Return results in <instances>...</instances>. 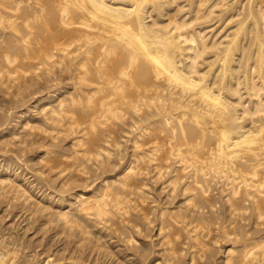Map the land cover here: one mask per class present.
I'll return each instance as SVG.
<instances>
[{
    "label": "bare ground",
    "instance_id": "1",
    "mask_svg": "<svg viewBox=\"0 0 264 264\" xmlns=\"http://www.w3.org/2000/svg\"><path fill=\"white\" fill-rule=\"evenodd\" d=\"M212 16L217 18L215 19L216 22L210 25H206L209 23L204 24L203 21L208 20L207 18L212 17ZM213 17L210 18L209 19L210 21L208 20V22L211 23V19L212 20L214 19ZM201 23H203V26L201 25ZM28 71H30V73H33V74H30L28 76L27 75V73H29ZM57 73H59V76L61 75V73H64L63 79H67V81L63 82L64 80L62 79V81L60 80L61 83H55L53 80L56 79L55 75ZM40 76L43 77L42 80H44L45 78L50 80V78L54 77L51 79L52 83L58 84L56 85L53 91L54 93L52 92V94H47V95L39 94V96H36V98L34 97L33 102H31L32 109H33L32 112H35L36 116L39 115L38 118L43 119L41 121L43 123V127H41V130L39 132L40 135L38 134V131L40 128L39 125H38L39 128H37L38 130H35V126H34L35 124H38L36 123L37 120H35L36 122L35 124L33 123L34 124L33 125L32 121L30 120V114L26 113L25 111L23 112L24 109L23 110L21 109L22 111L19 110L20 113L16 114L13 119L10 118L11 113L7 114L5 112V115L6 114L7 116L9 115L8 116L9 120L11 119L12 121L8 122L5 128L0 129V144H2V146L5 145V147H8L9 145L10 147V143H11L13 144L11 145V147L13 148L10 147V149H12L11 152L9 151L10 150L9 148H8L9 150L8 149L4 150V153L5 151H7V153L8 151L9 153H12V151L14 150V143H18L17 145L20 148L22 147L21 150L28 151L27 149L28 147H26L27 145H25V140L22 137L23 136L22 133L24 130L25 132L26 130H28L27 132H30L31 131L30 129L34 127L32 131H34L40 137L42 133L41 131L48 133V130L52 132L51 129L53 128V130L56 129L55 131L57 132L62 131L63 134H65L66 132V135L68 137L70 134L73 135V137L70 136V138H73V140H71L72 144L70 145L71 142L68 143L70 146H73L72 148L73 150H71L73 152V156L72 154L71 156L67 154L69 158L73 157L72 162L75 161V158L77 159V158L83 157V161L78 163V165L79 166L82 165L83 168L86 167V162H88L89 160H92V162H95V163H92L90 161L91 164H94L95 166L98 164L102 166L104 164L105 167L108 168L107 166L109 164H107L106 166V163L108 162L104 161L103 158L106 160L108 159L110 161V158L114 157V155H112L113 153H112L111 146L115 147L118 150L120 149V146L122 144L124 145L126 144L123 140V142L121 141L122 144L120 145V139L119 141L114 139V136L112 135L114 131L113 129H115L117 125H120L121 127L118 126L117 128L119 127L124 128V130L126 131L124 133L125 134L128 133L129 136L131 135L130 138L129 136L128 138L130 140L129 143L131 142V146H132L129 149L132 148L131 149L132 152L131 154H129L130 155L129 158L127 156L128 161L126 162L125 165H122V168L118 172L117 176L113 177V179L110 181L104 180L102 182V186L101 184H99L101 188L96 189V190L95 189L91 191L83 190L84 180H82L81 182L83 185L82 190H81V184H80L79 190L74 189L75 191L65 193V190L63 188H65V186L68 185L70 178L74 177V174L70 176L69 175L70 172L67 173L70 176L68 178L67 177L68 175H66V178L69 181L66 178H64L65 177L64 174L66 173V171H70V170L72 171L71 168H74V166L76 165H74L75 162L74 163L71 162L70 160L71 158L70 159L67 158V160H70L72 164L68 162L69 164H71V165H68L66 163L67 155L65 156L66 162L63 159L58 160L60 158L56 157V159L58 158L57 160L59 161V163L60 161H62V163L65 162L64 164H66V167H63V168H67L68 166H71V167L70 168L68 167L67 170L64 169L65 171L62 168L61 170L59 169V171L56 172L59 175L63 174L64 177L60 178L63 175L59 177L60 178L59 180L62 185V189L60 187L61 189L60 190L58 187L57 189V191H59L57 192L58 197H56L57 196L56 195L55 196L56 198L51 199L53 203L55 201V203H57L58 206H60L59 210H57V208L56 210L53 209L55 207L51 209V211L54 213H51L50 210L48 209L49 207L47 208L44 205V203H42L43 205H40L41 202L39 200L38 201L40 202V204L36 202L37 199L35 200V202L32 201L35 198H32V200L30 199L31 196L33 197V195L32 193L30 194L27 192L29 190L31 191L29 186L34 185L35 182H33V184L29 183L30 185L28 184L29 186H28V191H27L26 182H25L26 184H24V182L21 181L25 185V186H22L23 184L19 182H14V179H13L14 177L12 178L13 175L20 176L19 171H21V168L24 167L23 165H25L26 167L28 166L30 170L29 165H32L34 161L29 162L31 164L28 165L27 158L29 157L26 158L28 153L26 151L24 153H27V154H22L23 152L19 153L21 156L26 155L24 159L25 160L27 159L26 161L27 163L25 162L24 159H22L23 156L21 157L19 156V154H16L18 151L16 153L14 151L12 155L11 154L7 155L6 153H5L6 154L5 156L0 155L1 157H3L2 160L0 161L1 163L3 162V164L0 163V195L9 199L6 201L13 203L12 200H14L15 203L17 202L21 207L32 210L33 214H36L34 212H40L42 214V218L44 216V218H46L48 222L49 220H51L56 224V227L59 233H63L65 237L69 236V238H71L70 236H73L75 238V241H74L75 243L73 244H76L79 248L83 250L84 249L86 250V248H89L90 250L95 249V252H96V249L102 250V248L103 249L105 248L103 246H106L108 243L106 244V241H102V237H103L102 230L103 229L106 230L109 228L108 223L112 220L113 216H116V214H118V212L121 213L123 218L125 217L127 210H129V207L128 208L126 207V210H123L126 204L124 205V207L120 206V204L123 205V203L127 202L126 199H128L127 197H129V194L128 196H126L127 194L125 195L126 196V199H124L125 202H123L124 200H123L122 194L126 193L125 190L128 188L129 185L130 186L131 184L133 185V183H131L132 182L131 180L135 178L137 175L140 176V173H142L140 169L141 170L147 169L145 167L146 164H147L146 166L150 164L152 165V167L154 166V169H157L156 170L157 172L155 170H152L155 172V175L157 174L156 176L152 177V181L154 180L153 182L154 184H152L151 182L148 183V185L151 183L152 186L157 188L156 185H159L157 183L163 181V178L164 180L166 179V177H163L162 179L160 178L161 181L158 179L159 181L158 182L156 181V185H155L154 177L159 178L161 177V175L164 176V173H165L164 170H166V167L165 168L162 167V163L164 161L168 163L169 161L170 163L174 162L175 165L174 164L173 165L174 167L176 166V168H171L169 167V164L166 163L168 164L166 165L168 166L167 167L168 169L170 168L173 169L172 173L170 172L171 175L169 176V178H167L170 180L167 181L166 179V182H167L166 184L167 185L172 184V187L169 185L170 186L169 188L174 189V187L177 186L178 181L181 182L180 179L182 178L184 179L186 177L185 179L187 180L182 179L184 182V185H183V189L181 188L183 191V192L181 191V193L183 194L181 195V193H179V195L181 196H183L184 194L187 195V193L189 192L188 195L185 197L186 199L185 198L183 199V201L186 200L187 204L186 203H183V204H186L185 206L187 205L193 206L191 207V209H194V207L199 208L197 210L195 209V212L194 210L193 212L191 211L192 214L196 213V211L197 212L199 210L201 211V209L205 206L207 207V208L205 207V209L209 210L210 213L212 212V208L210 210V207L213 204L212 197L215 196L216 194L214 192L215 189H213V186L216 187L215 182L219 183L221 181L220 183L222 185L219 183L222 187L221 190L224 189L226 190L225 193H227V196L224 194V197H225L224 199L225 200L227 199V201L229 202V207L227 205H226L227 207L224 205L226 208L231 207V211H233L234 213L236 210L240 208L247 209V206L245 207L242 205V201H244L242 199V195L246 199H249V197L251 196L252 198H254L253 200H251V204H253V208L255 212L254 214L256 216L253 214V212L249 208L248 210L252 213V217L254 215L253 218L256 217L255 220L263 217L262 215L264 213L263 211L264 210V0H0V86L4 88L6 92H9L10 90H14V93L15 92L18 93L20 90H22V88L27 89V86H29L28 83L31 85L30 87H33L32 84L34 83L35 85L39 83L38 81L37 83L36 82L32 83L33 81L32 79L37 78V80H39L38 78ZM56 77L58 76L56 75ZM60 77L62 78V75ZM45 81L43 82V84L46 83ZM51 81L47 82L48 85H49V82ZM43 84H42V88H45L47 84H45L44 87H43ZM54 84H51L50 87L46 86L48 87L49 91L53 90V89L51 90V87ZM37 86L38 85H36V87ZM39 90H40V87H39ZM43 91L45 92V90ZM19 94H22V93H18V95ZM30 94L31 93L26 94V95H29L30 97V98L28 97V101L30 99L31 100L33 99L31 98ZM17 97L14 100V102L17 100ZM11 98H14V95ZM19 101L18 103H20ZM22 102H21V105H25L28 103L26 102L25 104L24 103L22 104ZM1 103L0 104L2 106L0 105V107H1V110L3 111L5 107L3 109L2 107L3 105L6 106V104H3V101ZM12 103L10 102L9 104H12ZM28 105L31 106V104H28ZM30 106H27V107H30ZM14 107L12 109H14ZM18 107L19 106H16V108ZM8 109L6 110L5 108L7 112H9ZM25 110L27 109L25 108ZM2 115H0V118ZM5 118H3L4 121L7 120V118L6 119ZM1 124L3 123H0V127L2 126ZM17 125H20V128L22 127L21 129L24 128V130L22 132L19 131L21 129H18L19 126L17 128L16 127ZM32 131H31V134L33 135L34 132ZM118 131L120 133V131L122 132L123 129L121 130L118 129ZM118 131H117V134H118ZM44 132L42 133V135L44 134ZM52 133H50L52 136H49V137L50 139L52 137L54 140L55 138H57L59 133L57 134V136H55V134L53 135ZM114 133H116V131ZM124 133L120 137L125 136ZM36 134L34 135L36 136ZM60 134L63 135L62 133ZM38 135L36 136V139L39 138ZM45 135L46 134H44L43 136ZM26 136H24V138ZM67 136H65L64 139H66ZM40 138L39 140L37 139L38 141H40L39 145L42 143ZM25 139L27 140V138ZM42 139L44 140L45 138L43 137ZM60 139H62V136ZM30 140H31L30 144L33 146L34 151L35 152L38 151L39 149L38 150L35 149L36 145H37L36 148H39L38 141L35 140V144H34L35 146H34L33 145L34 141L32 142V140H34V137L33 138L30 137ZM53 140H50L48 142L51 145L53 143L56 145L59 144L57 143L56 140H55L56 143ZM51 141H53V143ZM63 141H66V140L62 139V142ZM21 143H24L23 146L25 145L24 148L26 149H24L22 145H19ZM43 143H45V140ZM43 143H42V146H43ZM31 145H30V148H32ZM51 145L49 147L53 148L54 146L52 147ZM44 146H46V143L44 144ZM44 146H43V150L41 151V153H39L38 158L35 161L36 164L37 162L38 164L40 163L39 165L41 166L39 165L37 166L42 168V169L40 168L37 171V174L39 176H42L43 174L45 175L47 172L45 171L46 169L47 170L49 169L48 170L49 172L52 170L50 168L52 167L54 168L53 164L50 163L51 164L50 165L49 163H46L48 161L47 159H45L48 157L47 155L51 151V148L49 149L48 146L47 147H44ZM5 147L3 146L1 148L4 149ZM15 147H17L16 144H15ZM62 147L63 146L61 144L59 148L61 149ZM20 148H17V149L19 150ZM55 148H58V147H55ZM121 150L122 148L120 149V151L119 150L118 151L121 152ZM31 151L33 152V150ZM63 151L64 152H61L62 154L60 153L59 155L55 149L54 150L55 156L58 154L60 157L61 155L64 156L63 153H68V151L65 152L66 150H63ZM119 152H117V154ZM50 154H52V152ZM117 154L116 156H118ZM126 155H127V152H126ZM55 156H52V158L54 159ZM116 156L114 157V159L118 158L121 155H119L118 157ZM49 157H48V160L50 161ZM122 157H124V154ZM11 160L13 161L12 163H11ZM55 160L54 162L57 161ZM115 161L113 162L114 164H115ZM20 162L22 163L20 164ZM119 162H116V163H119ZM56 163H54V165H57ZM60 165L62 164L60 163ZM78 165L76 167L77 169L75 168L76 170L73 169L77 171L76 175L80 173V171L78 172V168H79ZM150 165L148 167H150ZM171 165L172 164H170V166ZM57 167L61 168V166L59 165ZM105 167H102V169ZM143 167H145V169ZM161 168H163V171H162L164 172L163 174H161L162 173L160 171ZM31 169H32V166H31ZM54 169L56 171L57 168H54ZM113 169H115V167H113ZM118 169L116 168V170ZM150 169L149 170L147 169L149 173L151 171ZM55 171L53 172L55 173ZM167 171L169 172L171 170H167ZM167 171L166 173H168ZM103 172L105 173L107 171H103ZM111 172H113V170ZM148 172L146 173L148 174ZM52 173L50 174L49 172V175H53ZM72 173H74V171ZM81 173L83 174L85 172L83 171ZM81 173L80 175H82ZM29 175H31V173ZM59 175H57V178ZM87 175L88 173L87 174L85 173V175L83 174V177L85 179V176H86L88 180ZM95 175H93L95 179L93 178L92 183H94L96 179H97L96 181L100 180V179L98 180L99 177L96 178V176H99V175H96V176ZM149 175L150 174H148V176ZM31 176H34V174ZM36 176L33 177V180L34 178L37 180ZM22 177L23 176H21V178ZM54 177L55 178H53V180H55L58 183L57 181L58 179L56 180V176ZM78 178L82 179V177L80 178V176L77 177V179ZM208 178L210 179L209 182H208ZM49 179H51L52 181V178H49ZM49 179L48 177L47 179L45 177V180L49 181ZM108 179H111V178H108ZM137 179L140 180V178H137ZM38 180H39V183L42 184L40 182L41 179H38ZM89 180H91V178H89ZM142 181L140 180L137 182L141 184ZM211 181H214V182L212 183ZM191 182L193 183V185L191 184ZM46 183H47L46 190L48 189L50 190V191L48 190L49 193L47 194V199H48L50 194L56 191V187H53V185H51V182L48 183L46 181ZM73 183L76 184L77 180L76 182L73 181ZM73 183H70L69 185L71 186ZM89 183L85 185V187L88 185H91V182ZM162 184L165 185V183H162ZM210 184L211 185L213 184V186H211ZM142 185H145L143 186L144 188H146L147 186L145 182L144 184L142 183L140 187H142ZM180 185L182 184H179L178 186L180 187ZM79 186L77 185L76 187L79 188ZM149 186H147V188H149ZM209 186L214 190L212 192H214L215 194H212V192H210ZM34 187L32 189H34ZM131 187L134 189L135 187H137V185L131 186ZM140 187H137V190H135V193L132 191L131 194L133 195L134 193L135 195H137L138 193H140L139 192ZM66 188H69V187H66ZM129 188L128 190H126L128 193H130L131 190H133L131 189L129 192ZM160 188H159L158 193L160 191L162 193H165L163 191H165L166 189L160 190ZM71 189L73 190V188ZM121 189L123 190L125 189L123 193H120L122 192ZM178 189L173 190V194H171V196L173 195L174 197L177 194L176 192H179V191H176ZM190 189L192 191H188ZM36 190L38 189H35V191ZM149 190H152V192H156V191H153L155 190L153 189V187L152 189H149ZM207 190H209V192L213 195L212 197L210 194H208ZM142 191H144V194H145V195L143 194L144 196L148 195V192H146L147 194L145 193V191H147L146 189L145 190L143 189ZM170 191L171 190H169L168 192V190H166V193H170ZM174 191L176 193L175 195H174ZM185 191L187 192L185 193ZM152 192L149 191V193H152ZM206 192L211 198L206 195ZM216 192H217V189H216ZM41 193H44L41 195L46 194L45 190L44 192L42 191ZM166 193L164 195L165 197H162L161 194H159V196L164 199L168 196L167 198L169 200H172L170 199L171 197L170 194H167L166 196ZM218 193H220L219 190H218ZM135 195L133 196V198H129L128 200L131 201L132 199V201L134 202L135 198L137 197V196L135 197ZM156 195H155V198H156ZM179 195L176 197L179 198ZM222 195L223 194H221L220 196ZM149 196H146V199L144 197L142 201L148 200L147 198H149ZM220 196L218 195L217 198L213 197V199L216 200ZM44 197L43 199H45ZM152 197H153V194H152ZM2 198L0 200H2ZM5 198L3 199L5 200ZM41 198L40 200H42ZM140 198L142 199V197H139V199ZM168 199H166L167 203H168L167 201ZM137 200L138 198H136V201ZM155 200H151L150 198V201L154 202ZM159 200L160 199H158V201ZM215 200L214 202L216 203L217 200L216 201ZM220 200H222L221 197H220ZM49 201L50 200H48V202ZM181 201L182 200H180V202ZM133 202H130L129 204H132ZM146 202L148 203L149 201H146ZM161 202L159 204H161ZM173 202H176L175 199L171 202L169 201L170 205ZM228 202L226 203L228 204ZM152 203L151 204L149 203V204L152 205ZM169 203L168 205H166V203L165 204L163 203V204L169 207ZM6 204L7 203H5V205ZM8 204H7V207L10 205ZM136 204L137 203H135V205ZM181 204L182 203H178L177 205L180 206ZM142 205L143 204H141V206ZM153 205L156 206V204L154 203ZM173 205L174 203L172 204V206ZM182 206L180 208H177L176 206H174V208H172L169 211L171 213L170 216L174 215L171 211L174 212L173 209H175L176 215L174 216L176 217L178 216L179 218L184 217L182 216L184 214L183 211L184 212L186 211L187 213L188 210L190 209L185 208L186 210L182 209L183 210L182 211L181 210ZM217 206L218 205L216 204V207L215 206L214 207L217 209ZM220 206L223 207V205H220ZM12 207L14 206H11V208ZM21 207L20 208L18 207V208L22 209ZM146 207L145 208L143 207V208L145 210L149 208V207L147 208ZM151 207L153 209L155 208L154 206H151ZM157 207L160 210V207L159 206ZM175 207L177 208V210L180 209L182 211V214L180 213V211L177 212ZM188 207L189 206H187V208ZM15 208H17V205ZM133 208L131 209L133 210ZM140 208L141 207L139 206V209ZM143 208H141L143 210L142 212L149 214L150 208L146 211H144ZM153 209L151 210L153 211ZM164 209H167V208H164ZM164 209L162 208L161 212L158 211L160 215L157 213V215L155 216V217L159 216L160 220L156 218L157 220L160 221V222L157 221L158 223H160V224H157L158 234H162V238H163L162 241L159 243V246L161 244L162 246L161 249L164 251L163 253L165 254L166 252L169 255V258H171L170 260L174 259L175 261L176 259L178 260V254L174 250L175 249L177 250V248L180 250L179 248L180 245L177 244L179 245L178 247L176 245L177 248H175V246L174 248H172L173 247L172 244L176 242V240L171 241V239H174L176 235L174 236V238H171L169 237V235L170 236L172 235L170 230H164V227L166 225L165 226L162 225L163 219L164 220L167 219V218H164L165 211H166V210L164 211ZM30 210L29 212H31ZM53 210H55L56 212ZM228 210L230 211V209ZM200 211L199 213H201ZM205 211H203V214H205L204 213ZM229 211H226V212H229ZM132 212L128 213V216H130L129 214L132 215ZM135 212L136 213L139 212L138 209L136 211L134 210L133 215L135 214ZM233 212H229V213L232 214ZM245 212H247V210H245ZM248 212L246 215L247 219L251 218L250 216L248 217V214H249ZM124 213L125 215H123ZM144 213L141 216L139 215L140 217H142V218H139V221L140 219L141 220L143 219L144 222L143 221L141 222L151 223L152 219L155 218L153 215L154 211L153 213L151 212V214H149L153 216L152 219H150V216L148 217V215ZM199 213L198 215L194 214V216L191 213L190 214L188 213V214L190 215V217L192 216L194 218L195 216H199L200 215ZM138 214H140V212ZM215 214H218V213L215 212L214 215ZM230 214H228V216H230ZM235 214L240 215L238 214V212ZM235 214L234 215L232 214V215L235 217ZM241 214L244 215V213H241ZM30 215H28L29 218H30ZM207 215L208 213H206V216ZM220 215L218 216L221 217ZM33 216L31 218L36 217L35 219H37V216H34V217ZM137 216L138 215L136 214L135 216H132L131 219ZM186 217L188 218L189 216L185 215L184 219ZM219 217L215 216V219ZM126 218H127L126 220H128L129 217L126 216ZM191 218L190 219L188 218V219L191 221L192 220ZM224 218L226 219L225 221L227 222L228 221L227 217H223V222H224ZM108 219L110 221H107ZM117 219L119 220V217H117ZM172 219L174 220L176 218L174 217ZM201 219H203L202 215H201V218H199L200 220L199 223L201 222ZM215 219H213V221ZM228 219L230 220L229 217ZM238 219H240V216H238ZM113 220L116 221L115 219ZM122 220H123V224L126 223L124 222L125 218ZM196 220H198V218ZM167 221L165 220V222ZM169 221L171 222V219ZM203 221L205 222V220ZM206 221H208L207 223H210L212 221V217H211V220L208 218V220ZM242 221H244V219ZM246 221L245 223L248 222ZM39 222L40 221H38V223ZM129 222L131 223V221ZM184 222H185L184 225L187 224L188 229H189L190 224L188 225L186 221H183L182 223ZM195 222L198 223V221H195ZM229 222L230 221H228V224H229L228 227H230L231 223H234L232 221L231 223ZM256 222L257 220L253 222L254 225L261 224L262 222L264 223V221L260 223L259 222L256 223ZM41 223H43L44 225V222L41 221ZM112 223L110 224L112 225ZM127 223L126 225L129 226V229H130V223L129 225ZM172 223L174 222H171V224ZM178 223H177L178 226L174 225L175 223L173 224L175 227L171 226L170 224L171 228L174 227L176 229L175 232H178V228L181 227V225ZM217 223L219 227L220 225L219 223H221V221L220 222L218 221ZM241 223L239 220V223H237V225L238 224L240 225ZM245 223L244 224L242 223L243 226H245ZM263 223H262V227H264ZM138 224H141V223L139 222L137 223V225L136 224L134 225L138 226ZM201 224L200 225L197 224V228H199V226L204 227L206 225V224L204 225H201ZM242 224L241 226L238 225L239 228L242 227ZM252 224H250L249 222V226H251ZM118 225L120 224L118 223L117 226ZM167 225L169 226V223ZM208 225H211V226L206 225L208 228L212 227V223ZM221 225H224V224H221ZM141 226L142 225H140V227ZM146 226L148 228L149 225L146 224ZM176 226L178 228H176ZM187 226L185 228H187ZM206 226L204 227L205 229L207 228ZM215 226L213 228L217 229L218 227L216 228ZM231 226L236 227V225H231ZM39 227L41 228L42 226H39ZM119 227H122V225ZM133 227L134 226H132L131 228ZM144 227H142L141 230H143ZM235 227L232 228L233 232L232 230L228 231L227 227H226L227 231H225L226 228L225 230L223 228L224 233H221V235L224 234V236L222 235V237H224V240L226 238L231 241L232 235L230 237V234L231 232L235 234L234 232ZM262 227H257V228H259V230L261 228L262 230L263 229ZM182 228H183V224H182L180 231L182 230L184 232L183 230L184 228L183 229ZM220 228L222 230V227ZM239 228H238V231H239ZM246 228L247 227H245V229ZM120 229L122 230V228ZM201 229H198L197 231H195V229L193 228L192 230L190 229L191 230L190 234L189 233L187 234V232L186 234L189 235L190 239L193 240L192 242H196L199 244L200 240L201 242L203 240L201 239L202 237L198 238V235L200 232L199 230ZM215 229L211 231L216 232L217 230ZM245 229L242 228V230H245ZM250 229L253 230L254 232V229H252V227ZM3 230L5 229L3 228ZM136 230L138 229L135 228V232H137L138 234L140 229L138 231ZM145 230H146V227H145ZM145 230L143 231L145 232ZM172 230L173 228L171 229V231ZM204 230L201 232L206 234ZM106 231L108 232V230ZM128 231L129 230L127 228V232ZM211 231L208 230L207 232L209 233H207L206 235L212 233ZM235 231H236V234H238L237 230ZM249 231L247 232L249 233ZM6 232H9V231H6ZM111 232H113V230ZM240 232L242 231H239V233ZM259 232H258V235H259ZM118 233H121V231ZM202 233L200 236L203 235ZM250 233L252 234V231ZM0 234H2L1 236L5 235V233L3 234V232ZM10 234L8 233L9 238H10ZM107 234H106L107 236L106 238L108 239L109 236ZM126 234L125 236H127ZM134 234L136 235V233ZM186 234H184V236ZM255 234L253 235L257 236L256 228H255ZM146 235H149V233ZM146 235L145 236L143 235L144 238L147 237ZM187 235L185 236V238L187 237ZM217 235H219L218 232H217ZM241 235H238V236L242 237ZM244 235L242 237L243 239L239 241L240 246L237 240L240 238L237 237V235H236V239L234 235L233 241L235 242L236 240V244L238 243L237 244L238 246L234 245L235 243L233 241H232L233 245L230 244V245L224 246V250H223L224 254L222 255V253L221 254L219 253L221 256L219 259H222L221 264H264V235H262L261 233L259 237L257 236L258 238H253L252 237L253 235H251L252 238L249 237L250 235H245V236ZM158 236L159 235H156L155 237H158ZM179 236H176L177 242H178ZM207 237L209 238L211 236L208 235ZM140 238H143V237L140 236L139 239ZM205 238H204V241H205L204 244L206 243V246H204L203 249L207 247V244L209 243L208 241L210 239L212 240L213 237L210 238L209 240H206ZM125 239L127 240V238ZM10 240L13 241L14 237H11ZM10 240L8 241L11 242ZM19 240H18V243H19ZM71 240L73 242V239ZM104 240H105V237H104ZM130 240L129 242L131 243L132 240L131 241ZM182 240L183 239H180V241ZM211 240H210V243L212 242ZM218 240H217V243H218ZM189 241H190V244H192L191 240H187L188 243ZM13 242L12 244L14 245V243H16L17 241L14 243ZM58 242H60V240ZM143 242L141 244H143ZM215 242L216 240L213 243ZM220 242L222 243L223 241H220ZM6 243L3 242L2 238L0 239V264H21L23 261L19 262L18 260L20 258L27 259L26 263L24 264H29L30 262L32 263L33 259L31 261L30 258H27V256L25 258L23 257L24 255H29L30 253L32 254L33 252L30 251L29 254L28 252L27 254H22L23 256L21 257L19 256L18 257L19 259L17 260L16 259L17 250L15 251V249L10 248L11 243L10 244L8 243L9 244V245L7 244L8 246L6 245ZM217 243H215L216 246H217ZM67 244L69 245L68 242ZM125 244L124 246H126ZM202 244L203 243H200L201 246ZM27 245H30V244H27ZM134 245L135 244H133L131 247L133 248ZM223 245L224 244L222 243V246ZM17 246L21 247L22 245H15L14 248H16ZM154 246L155 245H153L152 247L154 248ZM156 246H158V244ZM185 246L188 247L187 245ZM201 246L200 248L202 249ZM222 246L220 247L223 248ZM193 247H196V245ZM116 248H119V247H116ZM137 248H138V245H137ZM137 248H134V249H137ZM181 248H184V247H181ZM89 249H87V251ZM145 249L147 250V247ZM108 250H111V249L108 248ZM108 250H106V252ZM187 250L190 251V249H187ZM200 250L199 251L196 250L193 253L189 252V253H192L191 256H189L190 255L189 253H186L187 255L189 254L188 256L190 258H187V259H190V261L192 262V263L190 262L191 264L196 263L194 262V260L196 261L197 257H195L194 259V253L196 254L197 251L200 252ZM207 250H209V248ZM21 251L22 253H24L23 251H25V249L24 250L21 249ZM59 251H60L59 254H61V250ZM124 251L126 250L124 249ZM147 251H149V249ZM150 251L152 250L150 249ZM212 251L213 250H211V252ZM116 252H118L120 255L122 251L121 249H119ZM140 252L143 254V252L145 251L143 252L140 251ZM140 252L137 251V253H140ZM160 252L161 250H159L157 254L155 253L156 256H159ZM204 252L205 251L200 252L202 253L201 256L203 257L205 255ZM211 252L209 253L211 254ZM214 252L211 255L208 254L209 259H210V256L214 254ZM137 253H135V255ZM175 253L177 254V256ZM90 254L92 255V253ZM95 254H100V251L99 253L97 252ZM114 254L115 252L113 253V255ZM215 254L217 255V252ZM32 255H33L32 257H34L37 254L33 253ZM62 255L64 257L63 253ZM181 255L179 256L181 257ZM129 256L130 255H128L124 259V261H126L127 258H129ZM138 256H140L139 258H141V254ZM201 256L200 257L198 256L199 259L201 258ZM218 256L219 255L215 257H218ZM167 257L168 256H166V258ZM180 257H179V260H180ZM185 257L186 256L184 255V258ZM78 258H82V257L79 256ZM169 258H168V262H170ZM50 259L51 258H47V259L45 258L44 260L45 262L42 264H50L52 261ZM68 259L69 258H67V261ZM151 259L152 258H150L149 260ZM209 259H206V260H209ZM72 260L73 262L74 261L76 262V260L79 261V259L77 258L76 260L75 258ZM202 260L205 261L204 258L201 259L202 263L204 262ZM138 261L139 260H137V262ZM143 261H145V259ZM174 261H171L170 264H176ZM130 262L128 261V264ZM182 262H179V263L182 264ZM57 263L66 264V263H62L59 261ZM123 263L124 262L122 261V264ZM138 263L140 264V262ZM146 264H148V262ZM157 264H159V262Z\"/></svg>",
    "mask_w": 264,
    "mask_h": 264
},
{
    "label": "rangeland",
    "instance_id": "2",
    "mask_svg": "<svg viewBox=\"0 0 264 264\" xmlns=\"http://www.w3.org/2000/svg\"><path fill=\"white\" fill-rule=\"evenodd\" d=\"M212 17H213V16H212ZM212 17H208L207 19L209 20V19L212 18ZM213 18H214L213 20L211 19V23L208 22V20H204V21H203L204 24L209 23V24H206V25H210V24H213L214 22H216L215 19H217V18H215V17H213ZM205 19H206V18H205ZM202 20H203V19H202ZM202 20H201V22H202ZM209 21H210V20H209ZM212 21H213V22H212ZM201 25L203 26V23H201ZM28 72H29V73H27L28 76H29L30 74H33V73H30V71H28ZM56 75H57L58 77H56ZM56 75H55V78H56L57 81H59V82H57L56 79L53 80V81H54L55 83H61V81H62V79H63V76H64V73H61L62 78L60 77L61 75L59 76V73H57ZM52 78H54V77H52ZM52 78H50V80L45 78L46 81H45V79L42 80L43 77H41V76L38 78L39 80H37V78L32 79V80H33L32 83H34V82L37 83V81L39 82V83L36 84V85H38V86L36 87L35 83H34V84L31 83V84L33 85V87H30L31 85L28 83L29 86H27V89H26V88H22V90H20V91L18 92V93H22V94H19V95H18L17 92L14 93V90H10V91H9L10 93H9V92H6V91L4 90V88H2V87L0 86V98H1V97L3 98V99H2V98L0 99V100H1L0 103L3 101V104H6V106L9 107V109H8V107H6V106H4V105H3V107H2V109H3L4 107L6 108V110L8 109L9 112H7V111L5 110V108H4L5 111L3 110V111H4V112H3V111L1 110V107H0V115L3 114V115L1 116V118H2V119L5 118V117L7 118V120H5L6 122L4 121V119H3V121H2V119L0 118V119H1L0 123H3V124H4V125L1 124L2 126L0 127V129H1V128H5V127H6V124H7L8 122L12 121L11 119H13V118L15 117L16 114H19L20 111H22V110L24 109L23 112L25 111L26 113H29V114H30V120L32 121V124H33V123L35 124V122H36L35 120H37L36 123H38V124H35V125L33 124V125L35 126V130H38L37 128L40 127V128H39V131H38V134L40 135L39 132H40V130H41V127H43V123H42L41 121H42L43 119H42V118H38L39 115L36 116V115H35V112H32L33 109H32V103H31V102H33L34 97L36 98V96H39V94H40V95L52 94V92L54 91L56 85H58V84H54V83H52V81H51ZM58 78H59V79H58ZM40 79H41V81H40ZM34 80H35V81H34ZM47 80H48V81H51V82H49V85H48V83H47V82H48ZM60 80H61V81H60ZM63 80H64L63 82L67 81V79H63ZM44 81H45L46 83L43 84ZM41 83L43 84V87H44L45 84H47L46 86H49V87L51 86V84H54V85H52V87H51V90H52V89H53V90H52V91H49L48 87H46V86H45L46 89H45V88H42V84H41ZM39 84H41V85H39ZM3 86H4V85H3ZM34 87H36V88H38V89H36V88H34ZM39 87H40V90H39ZM31 88H32V89H31ZM12 89H13V88H12ZM23 89H24V90H23ZM36 90H37L38 92H37ZM43 90H45V92H44ZM11 91H13V92H11ZM22 91H24V92H22ZM25 91H26V92H25ZM35 91H36V92H35ZM41 91H43V92H41ZM48 91H49L50 93H49ZM5 92H6V93H5ZM39 92H40V93H39ZM8 93H9V95H8ZM11 93L14 95V98H11V97H13V95H12ZM16 93H17V94H16ZM29 93H31L30 96H31V98H33V99H32V100L30 99V100L28 101V97H29V95H26V94H29ZM53 93H54V92H53ZM23 94H24V95H23ZM6 95H7V96H6ZM17 95H18L19 98L17 97ZM26 96H27V97H26ZM5 97H7L8 99L5 98ZM16 97H17V100L14 102V100L16 99ZM29 98H30V97H29ZM11 99H12V100H11ZM20 99H21L23 102H22ZM4 100H5V101H4ZM19 100H20V101H19ZM25 100H26V101H25ZM7 101H9V102H7ZM12 101H13V103H15V104H13ZM18 101H19L20 103H18ZM4 102H5V103H4ZM10 102H11L12 104H9ZM16 102H17L18 105L16 104ZM21 102H22V104H23V103L25 104L26 102H28V103L25 104V105H26V107H25V105H21ZM1 104H2V103H1ZM1 104H0V105H1ZM28 104H31V106L28 105ZM11 105H12V107H11ZM1 106H2V105H1ZM14 106H15V107H14ZM16 106H19V107H18L19 109L16 108ZM21 106H22V107L24 106V107L22 108ZM27 106H30V107H27ZM13 107H14V109H12ZM15 108H16V109H15ZM25 108H26L27 110H25ZM29 108H30L31 110H30ZM21 109H22V110H21ZM19 110H20V111H19ZM28 110H29L30 112H29ZM1 112H2V114H1ZM5 112H6L7 114L11 113V115H10V116H11V117H10L11 119H10V120H9V117H8L9 115H8V116H7V114L5 115ZM33 113H34V114H33ZM31 114H33V115H31ZM12 115H13V116H12ZM34 115H35L36 117H35ZM31 117H32V118H31ZM33 117H34V118H33ZM6 118H5V119H6ZM38 121H39L40 123H39ZM33 125H32V126H33ZM38 125H39V127H38ZM18 126H19V128H18ZM118 126H120V125H117V127H118ZM16 127H17L18 129H21V128H22V127L20 128V125H17ZM115 127H116V126H115ZM117 127L115 128L116 130L113 129L114 131H113V134H112V135L114 136V139L117 140V141H119V139H120V145L122 144L123 140H124V142H125L126 144H125V145L122 144V145H121L122 147L120 146V149L122 148V150H123V151L121 150L122 153L119 152L120 149H118V150H119V151H118L115 147L111 146V147H112V153H113L112 155H114V157H115L116 154H117V152H119L120 154L118 153L117 155H118V156L121 155V156H119V157L116 156V157H118V158H115V159H114V157H111V158H110V161L113 160L112 162H110L108 159H107V160H108V161H107L106 159L103 158L104 161L108 162V163H106V162H104V163H106V166H107V164H109V165L107 166L109 169L106 168L104 164H103L102 166H101L100 164H98V165H96V166H95L94 164H91L92 160H89L88 162H86V167L83 168L82 165H80V166L78 165L79 162L83 161V157H81V158H77V159L74 157V158H75V161L72 162L73 157H70V158H71V159H70V158L68 157V155L71 156V154H72V156H73V152L71 151V150H73V149H72L73 146H70V145L72 144V141H71V140H73V138H70V136L73 137V135L70 134L69 137H68V136L66 135V132H65V134H63L62 131H58V132H57V131H55L56 129L53 130V128L51 129L52 132L55 131V132H53V133H52L50 130H48V133H47V132H44V131H41L42 133L44 132V134H46L45 136H43L44 134L42 135V133H41V136H40L41 138L39 137L38 134H36L34 131H32V130L34 129V127L30 129L32 132H34L33 135L31 134V131H30V130H29L30 132H27L28 130H26V132H25L24 128L21 129V130H19V131H21V132L24 130L23 133H22V134H23L22 137H23V139L25 140V145H27L26 147H28V148H27L28 151H26V150H25V151H26L29 155H28L27 153H24V152H25L24 150H21L22 147L20 148V147L17 145L18 143H14V150L12 151V153H9V151L11 152L12 149H10V147H11V145H13V144L10 143V147H9V145H8V147H5V145H3L6 149H5V148H4V149L1 148V147H3V146H2V144H0V148L3 150V151H2V150L0 149V150L2 151V152L0 151V155H1V156H2V155L5 156L6 154H7V155H10V154L12 155V154L14 153V151H15V153L18 151L16 154H19L20 152H21V153L23 152L22 154H27V156H26V155H22V156H23V157H22L20 154H19V156H21L22 159H24L25 156H26V158L29 157V158H27V159H28V165L31 164V163H29V162H31V161L33 162V161H34V162L32 163V165H29V166H30V170H29V167H28V166L26 167L25 165H23L24 167H22V168H21V171H19L20 176H14V175H13L12 178L14 177V178H13V179H14V182H19V183H21V184H23V182H24V184L27 183V184H26V189H27V191H28V186H29L30 184H33V182H35L34 185H32L33 187L35 186L34 189H32L33 187H32L31 185L29 186V188L31 189L32 192H31L30 190L27 192V193H30V194L32 193V195H33V197L31 196L30 199L32 200V198H35L34 200H32V201H34V202H35V200L37 199L36 202H38V204H40V202H41L40 205H43L42 203H44V205H45L47 208L49 207L48 209L50 210V212H51V213H54V212L51 211V209H52L53 207H55V208H53V209L56 210V208H57V210H59L60 206H58V204L55 203V201H54V203H53V201H52L51 199H52V198H56V197H58L57 192H59V191H57V189H58V187H59V189H60V187H61V189H62V185H61V182H60L59 179L62 178V177H64V175H65L64 178H66V175H68L67 173L70 172V173H69L70 176L74 174V177H71L72 179L70 178V181L66 178V179L69 181V182H68V185H69L70 183H73V181L76 182V180H77V183H76V184H77L78 186L81 184V190H82V187H83V185H84L83 190H88V191H91V190H93V189L96 190V189L101 188V186H102V182H103L104 180H108V181H110V180L113 179V177H115V176L118 175V172L121 170L122 165H125L126 162L128 161V158L130 157L129 154H131V152H132L131 149H132V148H131V149H129V148L132 147V146H131V142L129 143V141H130L129 138H130L131 135L129 136L128 133L125 134L124 132H126V131L124 130V128H120L121 126H120L119 128H117ZM50 128H51V127H50ZM50 128H48V129H50ZM42 129H43V128H42ZM118 129H120V130L123 129V131H122V132L120 131V133H119ZM4 131H5V130H4ZM115 131H116V133H114ZM117 131H118V134H117ZM36 132H37V131H36ZM26 133H27V134H26ZM29 133H30V134H29ZM50 133H52L53 135L55 134V136H57V134L59 133L60 136L58 135L59 137L57 136V138L54 137L55 139L53 140L52 137H51V139H50V137H49V136H52ZM60 133H62L63 135H61ZM121 133H122V134H121ZM123 133H124L125 136L120 137V136L123 135ZM24 134H26V135H28V136H26V135H24ZM34 134H36V136L38 135V137L40 138V140H41L42 143H43L44 140H45L46 146H44L45 143H43V146H44V147H47V146H48L49 149L51 148V147H49L51 144H50L48 141H50V140L55 141V140H56L57 143H59V144L56 145V144L53 143V141H51V142L53 143L51 146H52V147L54 146V147L51 148V151H50V152L48 153V155H47L48 157H49L50 155H51V156H50L51 158H52V156H55V152H54L55 149H56V152H57L59 155H60L61 152H64L63 150H66L65 152L68 151V153H63L64 156L61 155V156L59 157V155L57 154V155L54 157V159H53V158L51 159V158L49 157L50 161L48 160V157L45 158V159H47V161H48V162H46V163H49V164L52 163L53 166H54V168H57L56 171H55V169H54L53 167L50 168V169H52V170L54 169L53 171H55V173L58 172L59 169L61 170L63 167H66V164H64V163L66 162L67 158H69V159L71 160V162H72V163L75 162L74 165H76V166H74V168H71L72 171H71L70 169H68V170H70V171H66V173H65L64 175L61 174V175H63V176H61V175H59L58 173L55 174V173L51 170L53 173H52L51 171H49V172H50V174L52 173L53 175H49V172H48L49 169H48V170H47V169L45 170V169L43 168V169H44L45 171H47L48 173L46 172L45 175L43 174L44 177H43V175H42V176H39V175L37 174V171L41 168V167H39V166H41V165H39L40 163L38 164V162H37V164H36L35 161H36V159L38 158L39 153H41V151L43 150V146H42V143L40 144L41 146L39 145V143H40V141H38L39 138H37V139H38V140H37V139H36V136H35ZM47 134H49V135H47ZM116 134H117V135H116ZM119 134H120V135H119ZM29 135H30L31 138L34 137V140H32V142L34 141V142H33V145L35 144V140L38 141V145H39L38 147H39V148H36L37 145H36V146L34 145L36 150L39 149V150L36 151V152L34 151L33 146L30 144L31 140H30ZM64 135L67 136L66 139H64V137H65ZM118 135H119V136H118ZM24 136H26L25 138H27V140L24 138ZM61 136H62V139H63V140H66V141H63V142H62V139H60ZM128 136H129V138H128ZM28 137H29V139H28ZM43 137L45 138L44 140L42 139ZM48 137H49V138H48ZM125 137H126V138H125ZM121 138H122V140H121ZM124 138H125V139H124ZM48 139H50V140H48ZM59 139H60V140H59ZM67 139H68V140H67ZM69 139H70V140H69ZM126 139H127V140H126ZM28 140H29V141H28ZM56 141H55V143H56ZM60 141H61V142H60ZM68 141H69V142H68ZM121 141H122V142H121ZM126 141H127L128 143H127ZM47 142H48V143H47ZM65 142H66V143H65ZM70 142H71V143H70ZM27 143H28L29 145H28ZM36 143H37V142H36ZM68 143H70V145H69ZM15 144H16L17 147H15ZM23 144H24V143H21V144H19V145H22V146H23ZM48 144H50V145H48ZM61 144H62V146H63V147H62L63 150H62V148H61V149L59 148V147L61 146ZM66 144H67V145H66ZM128 144H129V145H128ZM25 145L23 146V148L25 147ZM30 145L32 146V148H30ZM69 146H70V147H69ZM123 146H124V147H123ZM55 147H58L60 150H59L58 148H55ZM8 148H9L10 150H9ZM11 148H13V147H11ZM15 148H16V150H15ZM17 148H20V149L18 150ZM29 148H30V149H29ZM64 148H65V149H64ZM67 148H69V149H67ZM7 149H8L9 151H8V153H7V151H5V153H6V154H5V153H4V150H7ZM24 149H26V148H24ZM52 149H53V151H52ZM127 149H128V150H127ZM31 150H33V152H32ZM57 150H58V151H57ZM61 150H62V151H61ZM69 150H70L72 153H71ZM116 150H117V151H116ZM130 150H131V151H130ZM60 151H61V152H60ZM129 151H130V152H129ZM37 152H38V153H37ZM51 152H52L53 155L50 154ZM53 152H54V153H53ZM123 152H124V153H123ZM126 152H127V155H126ZM33 153H34V154H33ZM114 153H115V154H114ZM31 154H32V155H31ZM61 154H62V153H61ZM67 154H68V155H67ZM123 154H124V157H122ZM66 155H67V156H66ZM112 155H111V156H112ZM1 156H0V161H1L2 158H3V157H1ZM65 156H66V160H65ZM127 156H128V158H127ZM31 157H32V158H31ZM56 157L60 158V159L57 158L58 160H62V159L65 160V162L62 163V161H60V163L62 164V165H60V163H59V161L56 159ZM119 158L122 160L123 163H124V162H125V163L123 164ZM122 158H123V159H122ZM27 159H26V160L24 159L25 162L27 161ZM30 159H31V160H30ZM55 159H56L57 161H56ZM118 159H119V160H118ZM126 159H127V160H126ZM29 160H30V161H29ZM54 160H55L57 163L54 162ZM70 160H67V162H66L68 165H71V164H72V163L70 162ZM115 160H116V161H115ZM117 160H118V161H117ZM51 161H52V162H51ZM76 161H77V162H76ZM90 161H91V162H90ZM114 161H115V164L113 163ZM119 161H120V162H119ZM12 162H13V161L11 160V163H12ZM68 162L71 163V164H69ZM116 162H119V163H116ZM171 162H173V161H171ZM0 163H1V162H0ZM21 163H22V162H20V164H21ZM23 163H24V162H23ZM26 163H27V162H26ZM54 163H56L57 165H54ZM89 163H90V164H89ZM92 163H95V162H92ZM166 163H168V162H165V161H164V162L162 163V167H163V168L166 167V170H164V172L166 173L167 170H171V171H169V172L167 171V172H168V173H166V175L168 176V177H167V176L165 175V173L162 172V171H163V168H161V170H160V171L162 172L161 174L164 173V176L161 175V177H159V178L154 177V179H155V185H156V181H157V182H158L159 180L161 181V179H162L163 177H166V179L169 178V176L171 175V173H172V171H173V169H171V168H176V166L174 167V165H175L174 162H173V163H170V161H169L168 164H169V167H171L170 169L167 168L168 166H166V165H168V164H166ZM1 164H3V162H2ZM4 164H5V163H4ZM34 164H35L36 166H35ZM96 164H97V163H96ZM145 164H146V163H145ZM145 164H143V165H145ZM163 164H165V165H163ZM170 164H172V165L170 166ZM173 164H174V165H173ZM33 165H34V166H33ZM37 165H39V166H37ZM50 165H51V164H50ZM58 165L61 166V168H60V167L58 168V167H57ZM64 165H65V166H64ZM68 165H67V166H68ZM77 165L79 166V168H78V172L80 171V173H81V172L84 171L86 174L88 173V175H87V176H88V180H87L86 176H85V179H84V177H83V174L85 175V173H83V174L81 173L82 175H80V173H78L77 175H79L80 178L82 177V179H79V178L77 179V177H79V176L76 175V172H77V171H75V170L77 169V168H76ZM112 165H114V166H112ZM116 165H117V166H116ZM120 165H121V166H120ZM143 165H142V166H143ZM146 165H147V164H146ZM146 165H145V167H146L148 170L150 169V167H151V169H150L151 171H152V170H155V171L157 170V169H154V166L152 167V165H150V164H149L150 167H148L149 165H148V166H146ZM31 166H32V169H31ZM55 166H56V167H55ZM72 166H73V165H72ZM111 166H112V167H111ZM34 167H35V168H34ZM37 167H38V168H37ZM68 167L70 168L71 166H68ZM68 167H67V168H68ZM97 167H98V168H97ZM102 167H105V168L102 169ZM113 167H115V169H113ZM118 167H119V169H118ZM145 167H143V168L145 169ZM24 168H25V169H24ZM67 168H63V170H64V169L67 170ZM75 168H76V169H75ZM82 168H83V170H82ZM99 168L102 169V170H100ZM111 168H112L113 172H111V171H112ZM116 168H117L118 170H116ZM34 169H35V170H34ZM36 169H37V170H36ZM41 169H42V168H41ZM73 169H75V170H73ZM79 169H80V170H79ZM104 169H105V170H104ZM106 169H108L110 172H109L108 170H106ZM147 169H145V170L142 169L143 171L140 169V171L142 172V173H140V176H141L142 178H141L140 176L137 175L138 177L136 176L135 178H133L134 181L136 180L135 182L133 181V179L131 180V181H132L131 183H133V185L131 184V186H136V185H137V187H140V185H141L142 183L144 184V182H145V184H146L147 186H149V185L151 186V187L149 186V188H147V186H146V188H144L143 186H145V185H142V187H140V190H139L140 193L142 192V193H141L142 195H141L140 193H138L137 195H135L134 193H135V190H137V187H135L136 189H135V188L133 189L130 185L128 186V188L131 187V188H129V192H130L131 189H133V190H131L130 193H128V192L126 191V190H128L127 187H126V188H127L126 190L124 189L125 192H126L125 194L123 193V192H124L123 189H121L122 192H120V193H123V194H122L123 200L126 199V196H128V194H129V197H127L128 199H129V198H133L134 195H135V197L137 196L136 198H138L137 201H136V198H135V200L133 199L134 202L132 201V199H131V201H129L128 199H126L128 203H127V202H126V203H123V202H125V200H124V201L122 202L123 205L120 204V206H123V207H124V205L126 204L125 207L123 208V210H126V207H127V208L129 207V210H127V212H128V211H130V212L133 211V212H132V215L129 214L130 216H128V213H130V212H128V213L126 212V215H125V213L123 214V215H125V217H124V218H125V221H124V222H126V223L128 222L127 224L129 225V223H130L129 221H131V223H130V229H132V230L129 229V226H127L126 223H124L125 225L123 224V220H122V219H124V218L122 217L121 213L118 212V214H116V216H113V217H112V220H111V221L109 220L110 218L107 220V221H110L109 223L106 222V223L109 224V226H108L109 228L106 229V230H108V232H107L105 229H103L104 231L102 230V235H103V237H102V241H106V244L108 243L106 246H103V247H105V248H104V249L102 248V250H101V249H96V252H95V249H94V250H90L89 248H86V250L84 249V250H85V251H84L83 249L79 248L76 244H73V243H75V242H74V241H75V238H74L73 236H70L71 238H69V236H68V237H67V236L65 237V235H64L63 233H59V232H58V229H57V227H56V224H55L53 221H51V220H49V222H48V220H47L46 218H44V216H43V218H42V214H41L40 212H34V213H36V214H33V213H32V210L21 207L17 202L15 203L14 200H12L13 203H11V202H9V201H6V200H9V199H7V198H5V197H3V196H1V195H0V197H1V198H2V197L5 198V200H4L3 198H2V200H0V203H1V204H0V215H1V216H0V224H1V225H0V228L3 227L6 231H9V232H6L5 230H3V228H1V229H0V233L3 232V234L5 233V235L1 236L2 234H0V239L2 238L4 243H6V241H7L6 245H7L8 243H9V244L11 243V244H10V248H11V249H15V251L17 250V251H16V252H17V257H16V259H17V260L19 259V258H18L19 256L21 257V256H23L22 254H27V252H28V254L30 253V251L33 252V253H36L37 255L34 256L36 259H35L34 257H32V256H33V255H32L33 253H32V254H31V253L29 254L31 257H30L29 255H24L23 258H25V257L27 256V258H30L31 261H32V259H33L32 263L30 262L29 264H35L36 262H37L36 264H42V263L45 262V261H44L45 258H46V259H47V258H51L50 260H52V261H51L50 264H58V263H57L58 261H59V262H62V263H66V264H81V263H82V264H100V263H101V264H106L107 262H108L107 264H117V263L119 264L120 262H121L120 264H122V261H123L125 264H126V262H127V264H128V261H129V262L131 261L129 264H132V262H133V264H135V262H136V264H139L138 262H140V264H146L147 262H148V264H157L158 262H159V264H160V262H161V264H170V262H171V261H174V259L170 260L171 258H169V255H168L166 252H165V254L163 253L164 251L161 249V247H162L161 244H160V246H159V243L162 241L163 238H162V234H158V226H157V224H160V223H158V222H160V221H159V220H160V219H159V216H157V217H155V216L157 215L158 211H160V212L162 211V210H161L162 208H163V209H164V208H167V209H164V211H165V210L167 211V212L165 211V215H164V218H167V219H165V220H166V221H167V220L169 221V220L171 219V222H174V223H175V224H174V223L171 224L170 221H169V222L167 221V222L169 223V226H168V225H167L168 223L165 222V220L163 219V223H162V225H164V226L166 225V226L164 227V230H170V232H171L172 235H171V236L169 235V237H171V238H174L175 235H176V236H179V234H180L179 238L177 237V238H178V242H180V243L177 242L176 236H175L174 239H171V238H170L171 241H172V240H174V241L176 240V242H174L175 244H174V243L172 244V246H173L172 248H174V246H175V248H177L179 245H180L181 247H184V248H181V247L179 246L180 250H179L178 248H177V250H176V249H175V250L173 249V250H174L175 252H177V254H178V260H179V257H180L179 255H181V254L183 255V254H184V255L186 256V257L184 258V255H183V256L181 255L182 258L180 257V260H179V261H178V260L176 259V257H175L176 260H175L174 262H175L176 264H177V262H178V264H181V263H179V262H182V261H183L182 264H185V263H186V264H187V263H188V264H191L192 262L190 261V259H187V258H190L189 256H191V254H192L193 252H195L196 250L199 251V250L201 249V248H200V246H201L200 243H203L202 246H201L202 249H203L204 246H206V243L204 244V242H205V241H204V238L207 237L208 235H210L211 237H209V238L207 237V238H205V239H206V240H209L210 238L213 237L212 240L210 239L212 242L210 243V240H209L208 242H209L210 244H212V245L214 244V245L212 246V245H210V244L208 243V244H207V247L209 246V247H208L209 250H207V249H208L207 247H205V249H203V250H202V249L200 250V252L205 251V252H204L205 255L203 254L204 257L201 256L202 253H200V252H198V251H197L196 254L194 253V259H195V257L198 258V259L196 258V261L194 260V262H196L195 264H197L198 262H199L198 264H201V263H202V262H201V259H203V258L205 259V261H204V260H202V261H204L206 264H221V263H222V259H219V258L221 257L220 254H221V253H222V255L224 254V251H223V250H224V246H225V245H230V244L233 245V242H234V241H233L234 235H235V239H236V235H237V237H239L238 235H241V234L244 235L245 233H246L245 235H250L249 237H251V235L255 234V228H256V232H257V236H258V237L261 235V233H262V235H264V230H263L264 227H262V223H263L262 221H264V213H263V215H262V216H263V217H262L263 219L260 218L262 221H261L260 219H256V220H257L256 223H258L259 220H260V222H262V223H261V224H255V225H254L253 222L256 221V220H255L256 217L253 218L254 215H255V214H254L255 212H254L253 204H251V200H253L254 198H252L251 196L249 197V199H250V200H249V199L244 198V196L242 195V199L244 200V201L241 200V201H242V205L245 206V207L247 206V209H245V208H243V209L240 208V209H242V210H240V209L236 210L235 213L238 212V214H240V215H237V214H235L233 211H231V207H230V208H226L227 206L229 207V202L227 201V199H226V200L224 199V198H225V197H224V194L227 196V193H225L226 190H224V189L221 190V189H222V187H221L222 184L220 183L221 181L219 182L221 185H220L218 182H215V186H216V187H214L213 184H212V185L210 184L211 186H213V189H215V191L209 186V187H210V188H209L210 192L214 191V192L216 193V194H215L214 192H212V194H215V196H213V195L209 192V190H207V192H208V194L211 195V197L213 196V197H215V198H217L218 195L220 196L221 194H223V195H222L223 197L220 196L222 200H220V197H218V199H216V200H217V201H216V200L213 199V197H212V200H213V204H212V206H213V207H212L211 205H209V206H211V207H210V210H211V208H212V212H211V213H210L209 210L205 209V207H206V206H205V207H203L202 209L200 208L201 211L199 210L202 214L199 213V211H198V212L196 211V213H193V214H192L193 210H194V212H195V209L197 210V209H199V208L194 207V209H191V207H193V206H191V205H187V206H189L188 208H187V206H185L187 203H186V200L183 201V199L188 195L189 192L187 193V195L184 194V195H185V196L183 195L184 197L181 196V195L183 194V193H181V191H182V189H183V185H184L183 180H187V179H185L186 177H185L184 179L182 178L183 180L180 179L182 183L178 181L177 186H178L179 184H182V185H180V187H179V186H178V187L175 186L174 189L169 188L170 186L172 187V184L170 185V184L168 183L170 186L167 185V184H166V183H167V182H166V179L164 180V178H163V181H164V182H163V181H161V182H162V183H165V185L162 184L161 182H159V183H157V184H159V185H156L157 188H155L154 186H152V184H154V183H153L154 180L152 181V177H153V176H156L157 174L155 175V172H154V171H152V172L150 171V173H149ZM26 170H27V171H26ZM81 170H82V171H81ZM25 171H26V172H25ZM64 171H65V170H64ZM73 171H74V173H72ZM103 171H107V172L104 173ZM20 172H21V173H20ZM28 172H30L31 175L34 174V176L29 175L30 173H28ZM108 172H109V173H108ZM146 172H148V174H150L151 176L149 175V176H150V177H149L148 174H147ZM153 172H154V173H153ZM156 172H157V171H156ZM170 172H171V173H170ZM27 173H28V174H27ZM61 173H62V172H61ZM63 173H64V172H63ZM152 173H153V174H152ZM169 173H170V174H169ZM22 174H24L25 176H26V174H27L28 177H27V176L25 177V176L22 175ZM89 174H90L91 176H93V175H95V174H96V175H99V176H96V175H95V176H96V178L99 177L98 180H99V179H100V180H99V181H96V180H97V179H96V180L94 181V183H92L93 178L95 179V177H94V176L91 177ZM110 174H111V175H110ZM114 174H116V175H114ZM142 174H143V176H142ZM168 174H169V175H168ZM36 175H37V176H36ZM46 175H47V176H46ZM57 175H59L58 178H57ZM69 175L67 176L68 178L70 177ZM75 175H76V176H75ZM112 175H113V176H112ZM21 176H23L22 178H23L25 181L21 178ZM35 176L37 177V180H38V179H41V180L43 181V182H42V181L40 180V182H41L42 184H40V183H39V180L37 181L35 178H34V180H33V177H35ZM52 176H53V177H52ZM54 176H56V180L58 179L57 181H58L59 185H58V183H57L55 180H53V178H55ZM60 176H61V177H60ZM89 176H90V177H89ZM111 176H112V177H111ZM16 177H17V178H16ZM18 177H19V178H18ZM31 177H32V179H31ZM42 177H43V178H42ZM45 177H46V179H47V177H48V179H49V178H52V181H51V179H49V181H48V180H45ZM59 177H60V178H59ZM75 177H76V179H75ZM104 177H105V178H104ZM144 177H145V178H144ZM26 178H28V179H26ZM29 178H30V179H29ZM73 178H74V179H73ZM89 178H91V180H89ZM102 178H103V179H102ZM108 178H111V179H108ZM137 178H140L141 181L144 180V179H146V178H147V179L144 180V181H142V183L140 184V183L137 182V181H140V180L137 179ZM160 178H161V179H160ZM20 179H21V180H20ZM149 179H150V180H149ZM158 179H159V180H158ZM15 180H16V181H15ZM28 180H29V181H28ZM78 180H79L80 182H79ZM82 180H84V181H83V185H82V183H81ZM169 180H170V179H167V181H169ZM21 181H23V182H21ZM31 181H32V182H31ZM46 181H47L48 183L51 182V185H53V187H56V191L53 192L54 194H53V193L50 194V196H49L50 198L48 197V199H47V194L49 193L50 190H49V189H48L49 191L46 190V185H47ZM53 181L56 182V183H54ZM86 181H88V182H86ZM209 181H210V179L208 178V182H209ZM25 182H26V183H25ZM78 182H79V184H78ZM84 182H85V184H84ZM89 182H91V185H88L89 187H88V186L85 187V185H87ZM99 182H100V183H99ZM136 182H137V183H136ZM149 182H151L152 184L150 183V184L148 185ZM211 182L213 183L214 181H211ZM29 183H30V184H29ZM24 184H23L22 186H25ZM28 184H29V185H28ZM39 184H40V185H39ZM76 184L73 183L71 186H70V185H69V186H68V185L65 186V188H66V187H69V188H66V189L63 188V189L65 190V193H66V192H72V191H75V190H79V189H80V186H79V188H78V187H76V186H77ZM89 184H90V183H89ZM99 184H101V186H100ZM139 184H140V185H139ZM191 184L193 185L192 182H191ZM191 184H190V185H191ZM37 185H39L40 187L37 186ZM44 185H45V186H44ZM54 185H55V186H54ZM92 185H93V187H92ZM95 185H96L98 188H97ZM162 185H164L165 188H164V186H162ZM217 185H218V186H217ZM42 186H43V187H42ZM72 186H74L75 188L72 187ZM99 186H100V187H99ZM181 186H182V187H181ZM63 187H64V186H63ZM70 187L73 188V190H72ZM94 187H95V188H94ZM152 187H153V189H155V190H153V191H156V192H152V190H149V189H152ZM160 187H161V188L163 187V188L161 189ZM167 187H168V189H167ZM176 187H177V188H176ZM192 187H193V186H192ZM205 187H206V186H205ZM217 187H218L219 189H218ZM24 188H25V187H24ZM44 188H45V189H44ZM85 188H86V189H85ZM90 188H91V189H90ZM142 188H143L144 190H145V189L147 190V191H145V193L148 192V195H146V196H149V194H150L149 198H147L148 200H146V201H149L148 203H147L145 200H144L145 202L142 201L144 197H145V199H146V196H144L145 194H144V191H142V190H143ZM159 188H160V190H163V189L165 190V189H166V190H168V192H169V190H171L170 193H166V190L163 191V192L166 193V196H167V194H170V196H171V194H173V190L178 189V188H179V189L176 190V191H179V192H176V193H177V194H176L175 191H174V195L176 194V195L174 196L175 198H174L173 195H172L171 197H173V198L170 197V199H172V200H169V199L167 198L168 196H167L165 199L162 198V197H165V196H164L165 193H162L161 191L158 193ZM181 188H182V189H181ZM35 189H38V190L35 191ZM61 189H60V190H61ZM70 189H71V191H70ZM74 189H75V190H74ZM89 189H90V190H89ZM141 189H142V190H141ZM207 189H208V188H207ZM216 189H217V192H216ZM33 190H34L35 192H34ZM41 190H42L43 192H44V190H45V193H46V194H45V195H41V194H44V193H41V192H42ZM66 190H67V191H66ZM148 190L151 191L152 193H149ZM218 190L220 191V193H218ZM38 191H39V192H38ZM40 191H41V192H40ZM132 191L134 192L133 195L131 194ZM188 191H192V190L190 189V190H188ZM223 191H224V192H223ZM37 192H38V193H37ZM137 192H138V191H137ZM182 192H183V191H182ZM186 192H187V191H185V193H186ZM207 192H206V195L209 196V195L207 194ZM222 192H223V193H222ZM34 193H35V194H34ZM179 193H181V195H179ZM36 194H37V196H36ZM126 194H127V195H126ZM143 194H144V195H143ZM146 194H147V193H146ZM152 194H153V197H152ZM156 194L158 195V197H157ZM159 194H161L162 197H160ZM56 195H57V196H56ZM125 195H126V196H125ZM138 195H139V197H142V199H141V198L139 199ZM140 195H141V196H140ZM155 195H156V198H155ZM178 195H179V198L176 197V196H178ZM35 196H36V197H35ZM40 196H41V197H42V196H43V197L45 196L44 198L47 199V200L43 199V197L41 198ZM55 196H56V197H55ZM131 196H132V197H131ZM180 196H181V197H180ZM37 197H38V198H37ZM39 197H40L42 200H40ZM124 197H125V198H124ZM209 197H210V196H209ZM211 197H210V198H211ZM1 198H0V199H1ZM150 198H151V200H155V199H156V200L153 202V201H150ZM153 198H154V199H153ZM161 198H162V199H161ZM226 198H227V197H226ZM158 199H160V200L158 201ZM163 199H164V200H163ZM166 199H168V200H167L168 203H169V201L171 202V201H173L174 199H175L176 202H173V203H174L173 206H172L173 203H171V205H170V203H169V207H168V206H165V205H164L165 203H166V205H168V203L166 202ZM185 199H186V198H185ZM3 200H4V201H3ZM38 200H39L40 202H39ZM43 200H44V201H43ZM48 200H50V201L48 202ZM162 200H163V201H162ZM180 200H182L183 202H182V201L180 202ZM214 200L216 201V203L214 202ZM223 200H225V201H223ZM161 201H162V202H161ZM220 201H221V202H220ZM222 201H223V202H222ZM233 201H234V200H233ZM50 202H52L53 204L50 203ZM130 202H133V203H132V204H129ZM152 202H153L154 204H156V206L153 205ZM160 202H161L162 205L159 204ZM226 202H228V204H227ZM243 202H244V203H243ZM5 203H7V204H8V203H9V204L11 203V204H13V205H11V204L9 205V204H8V205L10 206V208H9V206L7 207V204L5 205ZM14 203H15V204H14ZM135 203H137V204L135 205ZM145 203H146L147 205H146ZM149 203H150V204L152 203V205H150ZM163 203H164V204H163ZM176 203H177V204H178V203H182V204L179 206V205H177ZM183 203H186V204H183ZM218 203H219L220 205H223V207L220 206ZM224 203H225V204H224ZM236 203H237V202H236ZM48 204H50L51 206L48 205ZM127 204H128V205H127ZM141 204H143L144 206H143V205L141 206ZM214 204H215V205H214ZM216 204H217L220 208L217 206V209H216V208H215V207H216ZM3 205H4V206H3ZM16 205H17V208H15ZM47 205H48V206H47ZM129 205H130V206H129ZM134 205H135V207H134ZM137 205H138V206H137ZM148 205H150V206H148ZM182 205H184L185 207L182 206ZM224 205H225V206L227 205V206L225 207ZM248 205H249V206H248ZM11 206H14V207L11 208ZM131 206H132V207H131ZM139 206H140L141 208H143V207L145 208L146 206L149 207V208H150V210H149L150 212L148 211L149 214H151V212L153 213V211H154L153 215H154L155 218H153L152 215H149V214H147V213L142 212L143 210H142L141 208H140V209H141V210H140V209H139ZM151 206H154V207H155V208H154L155 210H154ZM157 206L160 207V210H159V208H158ZM174 206H176L177 208H180V207L182 206L181 210H182V209L184 210L185 208H186V209H190V210H188L187 213H186V211L184 212V211L182 210L183 213H184L186 216H189V217H188L189 219L192 217V216L190 217V215H189L190 213H191L193 216H194V214H195V215H198V213H199V214H200V215H199L200 217H199V216H195L194 218H193V217L191 218V219L194 221V219L197 217L198 220H196V219H197V218H196L195 221H198V223L195 222V221L193 222V221L191 220V221L193 222V223H192L187 217L184 219V217H185L184 214L182 215V216H184V217L181 216L182 218H179V217L177 216V217L179 218V219H178L176 216H174V215H176V214H175V209H173L174 212L171 211L174 215H171V216H170L171 213H170L169 211H170L172 208H174ZM209 206H208V207H209ZM214 206H215V207H214ZM3 207H5V208H7V209H5V208H3ZM18 207H19V208L21 207L22 209H19ZM130 207H131V208L134 207L133 210H132ZM137 207H138V208H137ZM147 207H146V208H147ZM176 207H175V208H176ZM183 207H184V208H183ZM224 207H225L226 210L224 209ZM8 208H9V209H8ZM136 208L138 209V211L140 212V214H138L139 212H137V213L135 212V214L133 215L134 210H135V211L137 210ZM144 208H143V209H144ZM149 208H148V209H149ZM177 208H176V211H177V212L180 211V213L182 214V211H181L180 209L177 210ZM206 208H207V207H206ZM214 208H215V209H214ZM221 208H223V209H221ZM248 208L253 212V214H254L253 217H252V213L248 210ZM12 209H13V210H12ZM17 209H18V211H17ZM148 209H146V210H148ZM151 209H153V211H152ZM157 209H158V210H157ZM168 209H169V210H168ZM186 209H185V210H186ZM228 209H230V211H229ZM262 209H263V208H262ZM23 210H25V211H23ZM27 210H28V211H27ZM29 210H30L31 212H29ZM55 210H53V211H55ZM131 210H132V211H131ZM146 210L144 209V211H146ZM202 210H203V211L206 210V211L204 212L205 214H203V211H202ZM213 210H214V211H213ZM215 210H217L218 212L215 211ZM245 210H247V212L249 211V212H248V213H249V214H248V217L250 216V217L253 218V219H251V218H248V219H247V216H246V215H247V212H245ZM9 211H10V212H9ZM156 211H157V212H156ZM191 211H192V212H191ZM226 211L233 212L232 214H233V215L235 214V217H234L232 214H230L229 212H226ZM242 211H243V212H242ZM263 211H264V210H263ZM5 212H6V213H5ZM55 212H56V211H55ZM168 212H169V214H168ZM215 212L218 213V214H215V215H214ZM223 212H224V213H223ZM239 212H240V213H239ZM141 213H142V214H141ZM143 213H144V214H147L148 217L150 216V219L153 218V219H154V221H153V219H152V222H153V223H152V222H151V223H148V222H146V221H145L146 223H143V222H144L143 219H142V220L140 219V221H139V218H142V217H140V216L143 215ZM188 213H189V214H188ZM206 213H208L207 216H206ZM222 213H223L224 215H223ZM241 213H244V215L241 214ZM18 214H19V215H18ZM30 214H31V215H30ZM119 214H120V215H119ZM136 214H137L138 216L132 218L133 220H135V221H133V220L131 219V217H132V216H135ZM158 214L160 215V213H158ZM167 214H168V215H167ZM210 214H211L212 216H211ZM220 214H221V215H220ZM226 214H227V215H226ZM228 214H230V216H232V217L228 216ZM250 214H251V215H250ZM7 215H8V216H7ZM28 215H30V218H29ZM33 215H34V216H37V219H38V220L35 219L36 217H34ZM139 215H140V216H139ZM201 215H202V218H203V219H201V222H202L203 220H205L206 223H205L204 221L202 222V224H201V222L199 223V221H200L199 218H201ZM218 215H220L221 217H219ZM222 215H223V216H222ZM225 215H226V216H225ZM241 215H243V216H241ZM26 216H27V217H26ZM32 216H33L34 218H31ZM126 216L129 217L131 220H130L129 218H128V220H126V219H127ZM165 216H167V217H165ZM168 216H170V217H168ZM173 216L176 218V219H174L176 222L172 219V218H174ZM210 216L212 217V221H211L210 223H207L208 221H206V220H208V218L211 220V217H210ZM215 216L220 218V219H219V218H216L219 222L221 221V223H219V224H220L219 227H218V223H217L218 221L215 219ZM236 216H237V217H236ZM238 216H240V219H238ZM244 216H245V217H244ZM255 216H256V215H255ZM6 217H7V219H6ZM25 217H26V218H25ZM114 217H116V218H114ZM117 217H119V220L117 219ZM171 217H172V218H171ZM213 217H214V218H213ZM223 217H227V220L230 221L229 223H231V221L234 222V223H231V224H230V227H228V226H229L228 221L226 222V221H225L226 219L224 218V222H223ZM228 217L230 218V220L228 219ZM243 217H244V218H243ZM156 218L159 219V220H157ZM168 218H169V219H168ZM221 218H222V219H221ZM231 218H233V219H231ZM241 218H243L244 221H242L243 219H241ZM245 218H246V220H247L248 222L245 220ZM34 219H35V220H34ZM113 219H115V220L117 221V223H116V221H114ZM136 219H137V220H136ZM182 219H183V221H186V223H188V225L190 224L189 229H188L187 224L184 225L185 222L182 223V222H183ZM187 219H188V220H187ZM213 219H215V220L213 221ZM234 219H235V220H234ZM27 220H28V221H27ZM43 220H44V221H43ZM121 220H122V222H121ZM178 220H179V221H178ZM180 220H181L182 222H181ZM233 220H234V221H233ZM236 220H238V221H236ZM239 220H240V223L242 222V223L244 224L245 221H246L248 224L245 223V226H243V224L241 223V224H242V227L239 228V226H241V224H240V225L238 224L239 226L237 225V223H239ZM250 220H252V221H250ZM2 221H3V222H2ZM38 221H40V222L38 223ZM41 221L44 222V225H43V223H41ZM45 221H46V222H45ZM50 221H51V222H50ZM112 221H113L114 224L112 223ZM137 221H139V222L141 223V224H138V226H136L137 223H139V222H137ZM141 221H143V222H141ZM148 221H149V220H148ZM150 221H151V220H150ZM157 221H158V222H157ZM177 221H178L179 223H178ZM187 221H189V222H187ZM25 222H26V223H25ZM47 222H48V223H47ZM132 222H133V223L135 222L134 224H136V225H134ZM154 222H155V223H154ZM164 222L167 223V224H165ZM214 222H215V223H214ZM249 222H250V224H252V223H253V224H252L251 226H249ZM260 222H259V223H260ZM27 223H28V224H27ZM46 223H47V224H46ZM110 223H112L113 226H112ZM118 223H119L120 225L117 226ZM121 223H122V224H121ZM177 223L180 224L181 227H182V224H183V228H184V229H183V228H182V229L184 230V232H183L182 230L180 231L181 227L178 228V227H177V226H178ZM195 223H196V224H195ZM211 223H212V227H209V228H208L207 226H211V225H208V224H211ZM216 223H217V224H216ZM225 223H226L227 225H226ZM235 223H236V224H235ZM8 224H9V225H8ZM25 224H26V226H25ZM45 224H46V226H45ZM131 224H132V225H131ZM143 224H145V225H143ZM146 224L149 225L148 228H147ZM170 224H171V226L177 225L176 228H178V232H179V231H180V232H179V233H178V232H175V231H176V229L174 228L175 226L172 227L173 230L171 231L172 228L170 227ZM173 224H174V225H173ZM191 224H192V225H191ZM194 224H195V225H194ZM197 224H199V225H200V224H201V225L206 224L207 226H206V225H205V226H206L207 228L205 229V228H204L205 226H204V227H203V226L201 227V226H199V225H198L199 228H197ZM221 224H224V225H221ZM263 224H264V223H263ZM47 225H48V226H47ZM110 225H111V226H110ZM121 225H122V227H119V226H121ZM140 225H142V226L140 227ZM155 225H156L157 227H156ZM213 225H214V226L216 225L215 227H216V228L218 227V228H217V229L213 228V227H214ZM225 225H226V226H225ZM231 225H236V227H235V226H231ZM247 225H248L249 227H248ZM6 226H7V227H6ZM29 226H30V227H29ZM39 226H42V227L40 228ZM123 226H125V227H123ZM132 226H134V227H133L134 229L131 228ZM144 226L146 227V230H147V231L145 230V227H144ZM153 226H154V227H153ZM186 226H187V228H185ZM194 226H195V227H194ZM223 226H224V227H223ZM237 226H238V228H239V231H242L243 233H242V232L239 233ZM254 226H256V227H254ZM27 227H28V228H27ZM48 227H49V228H48ZM112 227H113V228H112ZM118 227H119V229H118ZM138 227H139V228H138ZM142 227H144L143 230H145V232H144L143 230H141ZM155 227H156V228H155ZM167 227H168V228H167ZM191 227H192V228H191ZM220 227H222V230H223V228H224V230H225V228L227 227V228H228V231H231L232 228L235 227V228H234V232H235V234L232 233L233 230H232V232H231V234H230V237H231V235H232V237H231V238H232L231 241L228 240V239H226V238H225V240H224V237H222V235L224 236V234L221 235V233H224V230H223V232H222V230H221ZM245 227H247V228L245 229ZM251 227H252V229H254V232H253V230L250 229ZM253 227H254V228H253ZM257 227H262L263 229L261 230V228H260V230H259V228H257ZM116 228H117V229H116ZM120 228H122V230H121ZM123 228H124V229H123ZM125 228H126V230H125ZM127 228H128V230H129L128 232H127ZM135 228L138 229V230L140 229L138 234H137V232H135ZM152 228H153V229H152ZM165 228H166V229H165ZM193 228L195 229V231H197L198 229L203 228V229L199 230L200 232H199L198 238L202 237L201 239H203L202 242H201V240L199 239V240H200V243H199V244L196 243V242H192L193 240L190 239L189 235H187L188 233H189V234L191 233L190 231H191ZM211 228H213V229H215V230H217V231H216V232H215V231L212 232L213 229H211ZM227 228H226L225 231H227ZM230 228H231V229H230ZM242 228H244L245 230H242ZM11 229H12V230H11ZM25 229H26V230H25ZM30 229H31V230H30ZM111 229L113 230V232H114L115 234H114L113 232H111V231H112ZM114 229H115V230H114ZM149 229H150V230H149ZM151 229H152V230H151ZM185 229H186V230H185ZM190 229H191V230H190ZM204 229H205V230H204ZM257 229H258L261 233H260ZM34 230H35V231H34ZM123 230H124V231H123ZM138 230H136V231H138ZM156 230H157V232H156ZM187 230H188L189 232H188ZM203 230H204V232H206V234L209 233V232H207L208 230H210V231L212 230V231H211L212 233L206 235L205 233H202V232H201V231H203ZM220 230H221V231H220ZM235 230H237V233H238V234H236V231H235ZM246 230H247V231L250 230L249 233L252 231V234H251V233L249 234ZM117 231H118V232L121 231V233H118ZM131 231H132V232H131ZM141 231H143V232H141ZM245 231H246V232H245ZM262 231H263V232H262ZM43 232H44V234H43ZM130 232H131V234H130ZM150 232H151V233H150ZM172 232H173V233H172ZM181 232H182V233H181ZM186 232H187V234H186ZM217 232H218L219 235H217ZM258 232H259V235H258ZM8 233H9V234L11 233V234H10V238H9V236H8ZM33 233H34V234H33ZM41 233H42V234H41ZM107 233H108V234H107ZM116 233H118L119 235L121 234V235L119 236V235L116 234ZM126 233H128V234H126ZM132 233H133V234H132ZM134 233H136L137 236H136ZM141 233H143V234H141ZM144 233H145V234H144ZM148 233H149V235H146V234H148ZM174 233H175V234H174ZM177 233H178V235H177ZM193 233H194V232H193ZM197 233H198V232H197ZM201 233H202L204 236H203V235L200 236ZM32 234H33V235H32ZM106 234L109 236L108 239L106 238V237H107ZM125 234H126L127 236H125ZM169 234H170V233H169ZM184 234L187 235L186 238H185L186 235L184 236ZM212 234H213V235H212ZM214 234H215V235H214ZM31 235H32L33 237H32ZM41 235H42V236H41ZM62 235H63L64 237H63ZM134 235H135V236H134ZM143 235H144V236L146 235L147 237H148V236H149V237H148V238H147V237L144 238ZM156 235H159V236H158V237H155ZM205 235H206V236H205ZM243 235H241V236L243 237ZM245 235H244V236H245ZM255 235H256V234H255ZM50 236H51V237H50ZM112 236H113V237H112ZM133 236H134V237H133ZM140 236L143 237V238H140V239H139ZM153 236H154V237H153ZM172 236H173V237H172ZM182 236H183L184 238H183ZM217 236H218L219 238H218ZM220 236H221V237H220ZM257 236H254V235H253L252 237H253V238H258ZM3 237H4V238H3ZM6 237H7V238H6ZM11 237H14V240H13V241H14V242L17 241V242L14 243L12 240H10ZM29 237H30V238H29ZM40 237H41V238H40ZM62 237H63V239H62ZM104 237H105V240H104ZM115 237H116L117 239H116ZM122 237H123V238H122ZM131 237H132V238H131ZM151 237H152V239H151ZM242 237H239L240 239H237L238 242H239L241 239H243ZM252 237H251V238H252ZM8 238H9V239H8ZM15 238H16L17 240H16ZM18 238H19L20 240H19ZM23 238H24V240H23ZM44 238H45V239H44ZM49 238H50V239H49ZM67 238H68V239H67ZM125 238H127V240H126ZM130 238H131L132 241L130 240ZM133 238H134V239H133ZM156 238H157L159 241H158ZM214 238H215V239H214ZM217 238H218V239L221 238V239L218 240ZM4 239H5L6 241H5ZM30 239H31V240H30ZM42 239H43V240H42ZM56 239H57V241H56ZM58 239L60 240V242H58V241H59ZM64 239H65V240L67 239V240L65 241ZM71 239H73V242H72ZM109 239H110V240H109ZM118 239H119V240H118ZM120 239H121V241H120ZM135 239H136V241H135ZM143 239H144L145 241H144ZM150 239H151V240H150ZM180 239H183V240L180 241ZM184 239H185V240H184ZM213 239H214V240H213ZM8 240H10L11 242H9ZM18 240H19V243L22 241V242L25 244V246H24V244H23L22 242L19 244V243H18ZM50 240H51V241H50ZM122 240H123V241H122ZM129 240L131 241V243L129 242ZM187 240H191V243H192L193 245L190 244V241H189V243H188ZM215 240H216L215 243H217V240H218L217 246L215 245V243H213ZM227 240H228V241H227ZM25 241H26V242H25ZM45 241H46V242H45ZM48 241H49V243H48ZM70 241H71V242H70ZM118 241H119V242H118ZM124 241H125V242H124ZM127 241H128V242H127ZM137 241H138V242H137ZM140 241H141V242H140ZM143 241H144V242H143ZM147 241H148V243L150 242V243H149L150 245L147 243ZM220 241H223V242H222V243L224 244L223 246H222V243H221ZM226 241H227V242H226ZM229 241H230V242H229ZM232 241H233V242H232ZM12 242L14 243V245L12 244ZM27 242H28V243H27ZM52 242H53V243H52ZM67 242L69 243V245L67 244ZM133 242H134V243H133ZM139 242H140V243H139ZM142 242H143L144 245L141 244ZM155 242H156V243H155ZM181 242H183V243H181ZM231 242H232V243H231ZM26 243H27V244H30V245H27ZM57 243H58V244H57ZM70 243H71V244H70ZM109 243H110L111 245H110ZM123 243H124V244L127 243L129 246H128L127 244H125L126 246H124ZM132 243L135 244L133 248L131 247V246L133 245ZM137 243H138V244H137ZM154 243H155V244H154ZM227 243H228V244H227ZM234 243H235L234 245L238 246V245H237L238 243L236 244V240H235ZM9 244H8V245H9ZM48 244H49V245H48ZM72 244H73L74 246H73ZM121 244H122V245H121ZM139 244H140L141 246H140ZM147 244H148L149 246H148ZM152 244L155 245L154 248L152 247V246H153ZM157 244H158V246H156ZM177 244H179V245H177ZM218 244H219L220 246H222L223 248H221ZM8 245H7V246H8ZM15 245H22L21 247H20V246H19V247H20L21 249H23V250L25 249V251H23L24 253H22L21 249H20L18 246H17V247L19 248V250H18L17 247L14 248ZM26 245H27V246H26ZM50 245H51V246H50ZM53 245H54V246H53ZM57 245H58V246H57ZM70 245H72V246H70ZM112 245H113V247H112ZM137 245H138V248H137ZM176 245H177V247H176ZM185 245H187L188 247H186ZM191 245H192V246H191ZM195 245H196V247H193V246H195ZM23 246H24V247H23ZM55 246H56V247H55ZM59 246H60V247H59ZM63 246H64V247L66 246V247L64 248ZM114 246H115V247H114ZM150 246H151V247H150ZM189 246H190V247H189ZM239 246H240V242H239ZM27 247H28V248H27ZM61 247H62V248H61ZM111 247H112V248H111ZM116 247H119V248H116ZM120 247H121V248H120ZM129 247H131V248H129ZM146 247H147V250L149 249V251H147V250L145 249ZM155 247H157V248H155ZM159 247H160V248H159ZM191 247H192L193 249H192ZM210 247H211V248H210ZM218 247H219V248H218ZM108 248L111 249V250H108ZM114 248H115V249H114ZM122 248H123V249H122ZM127 248H129V249H127ZM134 248H137V249H134ZM215 248H217V249H215ZM220 248H221V249H220ZM30 249H31V250H30ZM87 249H89V250L87 251ZM113 249H114V250H113ZM116 249H117V250H116ZM119 249H121V251H122V252H121L122 254L120 253V255H119L118 252H116V251H118ZM124 249H125L126 251H124ZM132 249H133V250H132ZM140 249H141V250H140ZM150 249H151L152 251H150ZM156 249H157L158 251H157ZM183 249H184V250H183ZM187 249H190V251H188ZM28 250H29V251H28ZM59 250H61V254H59V253H60ZM106 250H108V251L106 252ZM115 250H116V251H115ZM134 250H135V251L137 250L138 252H140V251H142V252L145 251V252H143V254H142L141 252H140V253H137V251L135 252ZM139 250H140V251H139ZM159 250H161V252H162V253L160 252V255H159L160 257H159V256H156V254H157V252H159ZM192 250H193V251H192ZM211 250H213V251L211 252ZM215 250H216V251H215ZM20 251H21V252H20ZM67 251H68V252H67ZM69 251H70V252H69ZM82 251H83V252H82ZM89 251H90V252H89ZM91 251H92V252H91ZM99 251H100V254H95V253H97V252L99 253ZM110 251H111V252H110ZM113 251L115 252L114 255H113V253H114ZM128 251H129V252H128ZM133 251H134L135 253H137L138 255L141 254V258H139L140 256H138L137 254L135 255V253H134ZM146 251H147L148 253H147ZM154 251H155V252H154ZM183 251H184V253H183ZM186 251H188V252H186ZM207 251H208V252H207ZM214 251H215V252H214ZM72 252H73V253H72ZM108 252H110V253H108ZM112 252H113V253H112ZM178 252H179V253H178ZM189 252H192V253H189ZM209 252H211V254L214 252V254L212 255L214 258H213L212 256H210V259L208 258V256H209L208 254H210ZM216 252H217V255H219L218 257H215V256H217V255L215 254ZM62 253L64 254V257H63V255H62ZM83 253H84V254H83ZM87 253H88V254H87ZM90 253H92V255H91ZM102 253H103V254H102ZM111 253H112V254H111ZM116 253H117V254H116ZM126 253H127V254H126ZM128 253H130V254H128ZM145 253H146V254H145ZM149 253H150V255H149ZM155 253H156V254H155ZM186 253H189L190 255L188 254V255H189V256H188ZM198 253H200V254H198ZM219 253H220V254H219ZM67 254H68V255H67ZM80 254L83 255V256H81ZM93 254H94V255H93ZM107 254H109V255H107ZM123 254H125V255H123ZM175 254H176V253H175ZM177 254H176V256H177ZM206 254H207V255H206ZM211 254H210V255H211ZM87 255H88L89 257H88ZM110 255H111V256H110ZM122 255H123V256H122ZM128 255H130L131 258H130V256H129V258H127V260L124 261V259H125ZM143 255H144V256H143ZM147 255H148V256H147ZM214 255H215V256H214ZM36 256H37V257H36ZM74 256H75V257H74ZM76 256H78V257L80 256V257H82V258H78V257H76ZM119 256H120V257H119ZM121 256H122V257H121ZM124 256H125V257H124ZM134 256H135V257H134ZM150 256H151V257H150ZM166 256H168V257L166 258ZM198 256H199V257L201 256V258L199 259ZM66 257L69 258L68 261H67V258H66ZM73 257L75 258V260H76V258L79 259V261L76 260V262H75V261L73 262V260H72V259H74ZM86 257H87V258H86ZM133 257H134V258H133ZM145 257H147L148 259L145 258ZM206 257H207V258H206ZM70 258H71V259H70ZM98 258H99V259H98ZM115 258H116V259H115ZM122 258H123V260H122ZM136 258H137V259H136ZM143 258L145 259V261H143V260H144ZM150 258H152V259L149 260ZM168 258H169V261H170V262H168ZM65 259H66V260H65ZM83 259H84V260H83ZM117 259H118V261H117ZM128 259H129V260H128ZM130 259H131V260H130ZM134 259H135V260H134ZM158 259H159V260H158ZM160 259H162V260H160ZM184 259H185V260H184ZM206 259H209V260H206ZM69 260H71L72 262L69 261ZM132 260H133V261H132ZM137 260H139V261L137 262ZM157 260H158V261H157ZM187 260H189V261H187ZM211 260H212V262H211ZM218 260H219V261H218ZM18 261H19V262H22V261H23L22 263L24 264V263H26L27 259H22V258H20ZM24 261H25V262H24ZM83 261L86 262V263H84ZM94 261H95V262H94ZM103 261H104V262H103ZM106 261H107V262H106ZM111 261H112V262H111ZM114 261H115V263H114ZM146 261H147V262H146ZM149 261H150V262H149ZM152 261H153V262H152ZM154 261H155V262H154ZM176 261H177V262H176ZM184 261H185V263H184ZM197 261H198V262H197ZM77 262H78V263H77ZM80 262H81V263H80ZM93 262H94V263H93ZM151 262H152V263H151ZM156 262H157V263H156ZM190 262H191V263H190ZM200 262H201V263H200ZM204 262H203L202 264H205ZM214 262H215V263H214ZM22 263H21V264H22ZM124 263H123V264H124Z\"/></svg>",
    "mask_w": 264,
    "mask_h": 264
}]
</instances>
